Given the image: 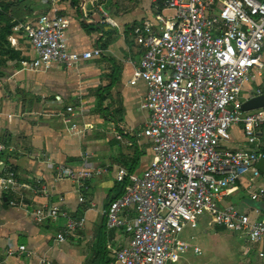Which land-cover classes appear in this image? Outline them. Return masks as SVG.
I'll return each instance as SVG.
<instances>
[{
    "label": "built area",
    "instance_id": "obj_1",
    "mask_svg": "<svg viewBox=\"0 0 264 264\" xmlns=\"http://www.w3.org/2000/svg\"><path fill=\"white\" fill-rule=\"evenodd\" d=\"M154 1H161L162 7L130 31L142 51L136 74L147 86L150 111L136 136L150 140L154 158L140 174L118 169L123 193L103 211L108 230L133 231L125 245H108L121 264L177 260L188 247L179 235L186 227L197 228L203 217L209 226L244 234L251 242L264 240V216L252 218L233 204L222 205L224 195L242 177L248 178L251 200L264 201V175L256 166L264 159V107L242 109L247 99L264 94V0ZM69 26V18L57 14V8L16 25L34 53L23 60L22 70H69L102 56L99 47L72 50ZM80 113L74 105L59 113L72 133L82 131L74 122ZM234 127H241L247 146L231 144ZM117 138L122 140L123 134L117 133ZM13 151L15 147L0 136V156ZM101 173L58 163L55 180L70 179L82 189ZM39 191L49 196L45 186ZM4 196L10 206L24 204L13 167L0 170V198ZM79 199L85 201L82 195ZM33 214L39 223L64 219L58 243L86 225V217H73L54 203L43 204ZM19 250L33 255L25 245ZM258 255L264 264V251ZM37 264L53 261L42 257Z\"/></svg>",
    "mask_w": 264,
    "mask_h": 264
},
{
    "label": "crops",
    "instance_id": "obj_2",
    "mask_svg": "<svg viewBox=\"0 0 264 264\" xmlns=\"http://www.w3.org/2000/svg\"><path fill=\"white\" fill-rule=\"evenodd\" d=\"M159 6L154 0H79L76 4L30 0L13 9L15 16L22 15L27 21L57 8V14L70 20L69 47L76 51L99 47L103 54L69 70L55 66L34 73L10 59L16 66L7 63L0 69V136L15 147L0 156V170L16 169L24 198V204L16 207L8 204L6 196L0 198V264H37L42 257L53 264H99L101 258V264H121L108 245L115 249L125 245L133 231L127 227L108 230L103 211L122 193L118 169L140 174L154 158L150 140L136 136L150 111L146 107L147 86L136 74L142 51L130 31L151 19ZM29 9L33 13L25 16ZM8 39L20 53L19 63L34 55L22 30L13 28ZM70 105L82 110L74 118L80 133L70 132L59 115ZM117 133L123 134L122 140ZM231 134L232 145L247 146L241 127H234ZM58 163L102 173L81 189L70 179L55 180ZM42 186L49 196L39 191ZM244 193L250 198L247 177L224 195L222 205L233 204L252 218L264 216ZM80 195L85 201H80ZM53 203L73 217H86L84 229L63 243L56 241L63 218L39 223L33 214L43 204ZM178 239L188 247L170 264H263L258 254L264 251V240L251 242L244 234L209 226L207 217L201 218L195 229L186 227ZM20 245L33 255L20 251ZM9 250L14 253L10 255Z\"/></svg>",
    "mask_w": 264,
    "mask_h": 264
},
{
    "label": "trees",
    "instance_id": "obj_3",
    "mask_svg": "<svg viewBox=\"0 0 264 264\" xmlns=\"http://www.w3.org/2000/svg\"><path fill=\"white\" fill-rule=\"evenodd\" d=\"M68 1V0H61ZM72 4H76L79 0H70ZM30 2V0H0V55L3 57H7L10 60H15L20 62L22 60L19 51H16L9 41V36L12 35L13 28L18 25L21 21H25L22 15H16L13 13V9L15 7H20L22 4ZM160 7H162V2L160 1ZM34 10L29 9L25 16H29L33 13ZM89 26V24H84ZM23 59H26L23 57ZM3 66V63L0 59V69ZM0 74H2V70H0ZM106 112V111H105ZM122 193L124 190V185L121 187ZM120 193V195L122 194ZM118 195V197L120 196ZM117 198V197H116ZM105 254H102L104 257ZM101 262L99 264L102 263Z\"/></svg>",
    "mask_w": 264,
    "mask_h": 264
},
{
    "label": "water",
    "instance_id": "obj_4",
    "mask_svg": "<svg viewBox=\"0 0 264 264\" xmlns=\"http://www.w3.org/2000/svg\"><path fill=\"white\" fill-rule=\"evenodd\" d=\"M264 107V94L256 97L247 99L243 105L242 109L244 111L255 110ZM258 170L264 175V159H261L257 163ZM256 208L264 211V201H253Z\"/></svg>",
    "mask_w": 264,
    "mask_h": 264
},
{
    "label": "rangeland",
    "instance_id": "obj_5",
    "mask_svg": "<svg viewBox=\"0 0 264 264\" xmlns=\"http://www.w3.org/2000/svg\"><path fill=\"white\" fill-rule=\"evenodd\" d=\"M0 59H1L2 63H3V65H4V64H5V65H8V64H9V65H11V66H13V65L16 66V64H15L14 62H13V63H10V62L8 61V58H7V57L5 58V57H3V56L0 55ZM7 63H8V64H7ZM18 65H19V66H18ZM17 66H18V67H21V68L23 67V65H22L21 63H19V62H18V64H17ZM3 76H6V73H5V74L3 73ZM244 194L247 195L246 198L249 199V202L252 201V200L249 198V196H248L247 193H244ZM251 205H252V204H251Z\"/></svg>",
    "mask_w": 264,
    "mask_h": 264
}]
</instances>
